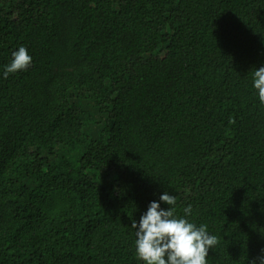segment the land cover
I'll return each mask as SVG.
<instances>
[{"label": "trees", "instance_id": "16d2710c", "mask_svg": "<svg viewBox=\"0 0 264 264\" xmlns=\"http://www.w3.org/2000/svg\"><path fill=\"white\" fill-rule=\"evenodd\" d=\"M21 45L32 63L0 78V264H144L131 221L164 191L218 237L208 264L260 254L264 0H0V70Z\"/></svg>", "mask_w": 264, "mask_h": 264}, {"label": "clouds", "instance_id": "9594fccd", "mask_svg": "<svg viewBox=\"0 0 264 264\" xmlns=\"http://www.w3.org/2000/svg\"><path fill=\"white\" fill-rule=\"evenodd\" d=\"M31 63L32 56L21 45L0 70V78L7 79L9 74L26 70ZM252 88L264 104V64L253 70ZM161 203L168 207H161ZM176 205V197L164 191L158 199L149 201L138 220L132 219L136 259L144 264H208L209 249L219 243L218 237L209 233L207 224L197 226L188 219L193 214L191 204L183 207V215L178 214ZM249 264H264V248Z\"/></svg>", "mask_w": 264, "mask_h": 264}, {"label": "rangeland", "instance_id": "374dc122", "mask_svg": "<svg viewBox=\"0 0 264 264\" xmlns=\"http://www.w3.org/2000/svg\"><path fill=\"white\" fill-rule=\"evenodd\" d=\"M79 102L85 112V117H88L85 130L89 134L94 135L105 123V119L97 112V109L89 99L80 100Z\"/></svg>", "mask_w": 264, "mask_h": 264}]
</instances>
